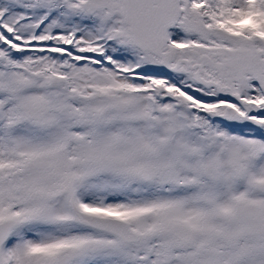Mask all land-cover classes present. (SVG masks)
<instances>
[{
	"label": "snow or ice",
	"instance_id": "6c2138e0",
	"mask_svg": "<svg viewBox=\"0 0 264 264\" xmlns=\"http://www.w3.org/2000/svg\"><path fill=\"white\" fill-rule=\"evenodd\" d=\"M0 264H264V0H0Z\"/></svg>",
	"mask_w": 264,
	"mask_h": 264
}]
</instances>
